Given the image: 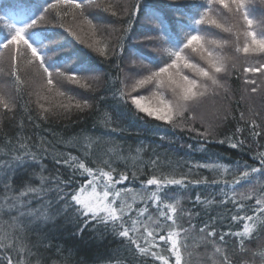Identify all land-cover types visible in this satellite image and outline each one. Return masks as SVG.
Listing matches in <instances>:
<instances>
[{"label":"snow or ice","instance_id":"obj_1","mask_svg":"<svg viewBox=\"0 0 264 264\" xmlns=\"http://www.w3.org/2000/svg\"><path fill=\"white\" fill-rule=\"evenodd\" d=\"M251 3L166 0L157 4L134 0L118 10L117 4L102 5L96 0H32L27 4L17 0L7 7L0 5V64L8 62L9 74L15 78L21 96L20 86L25 82L20 65L24 62L35 67L42 81L35 116L30 102L21 107L36 128L50 116L68 117L74 111L91 110V98L81 99L77 90L94 95L102 84L101 76L93 75L96 69L80 56L63 55L48 31L49 26L59 27L84 43L63 22L69 15L73 20L80 17L93 37L87 47L105 60L116 59L114 66L119 71L112 83L119 87L113 96L126 108L134 109L141 120L151 118L195 133L203 141L201 151H207L205 144L213 141L243 151L247 146L245 127L239 123L230 135L215 139L217 129L232 116L230 109L219 110L214 123L204 124L201 118V131L194 126L197 117L192 107L209 97L231 100L227 78L234 71L240 73L237 78L243 85L241 101L264 92V30H257L262 21L255 19ZM92 8L117 21L127 19L128 26L116 28L115 22L106 24L100 16L94 17V23L89 18ZM142 12L153 25L157 33L154 39L160 47L152 50L155 56L128 52L131 57L139 56V60L131 59L125 71L120 66L126 52L125 38L132 20ZM105 30L120 33L116 45L97 38L103 37ZM52 46L56 52H52ZM227 49L232 55L225 54ZM253 57L258 59L250 62ZM15 108L11 99L0 94V113H12ZM239 121L244 122L257 143L264 136V115L251 105L247 115L240 112ZM100 122L112 133L118 131L112 127L113 119L107 111L101 114ZM23 128L21 120L15 138H7L3 141L5 147H0V264H70L71 252L62 256L64 249L51 243V234L60 221L64 222L60 226H71L73 239L82 240L88 230L94 239L111 235L121 240L101 264H190L188 240L194 233L199 236V244L211 247V264H264V150L253 153L254 164L223 163V158L216 155L205 162L187 161V171L178 173L179 162L172 167L171 159L161 161L155 150L153 158L145 161L142 145L125 152L110 134L82 132L60 141L66 148L77 149V155L56 150L44 136L33 144ZM48 158L53 161L54 171L44 163ZM121 163L124 170H118ZM161 166H168L170 171H158ZM61 168L68 172L66 177ZM145 168L156 174L141 179ZM194 169L207 170L210 177L193 179ZM17 178L21 180L19 186ZM137 182L139 187L134 186ZM189 186L214 191L209 196L197 193L194 198L187 197L193 208L185 209V197L170 189L188 190ZM150 207L158 215L154 216ZM197 207L201 211H195ZM213 207L223 211L203 219ZM185 218L188 227L181 223ZM198 219L199 226L193 223ZM228 238L233 239L239 260L229 253ZM253 240L259 241L255 248L250 246ZM53 247L61 259L49 255Z\"/></svg>","mask_w":264,"mask_h":264},{"label":"trees","instance_id":"obj_2","mask_svg":"<svg viewBox=\"0 0 264 264\" xmlns=\"http://www.w3.org/2000/svg\"><path fill=\"white\" fill-rule=\"evenodd\" d=\"M16 2L17 0H0V5L7 7ZM23 2L27 4L31 3L32 0H23ZM40 2H42V0H40ZM96 2L102 5L117 4L119 10V8H122L125 3L134 2V0H96ZM149 2L164 4L166 3V0H149ZM251 7L255 19L257 21H262L258 25L257 30H264V3H262L261 0H252ZM96 16L103 17L106 24L115 22L114 26L116 28L128 26L127 19L117 21L116 18L111 17L107 13L101 12L99 9H90L89 18H93L94 23V17ZM81 20L82 18L80 17L73 20L72 16L69 15L63 22L66 26L71 27L73 31H76L84 43H81L75 37L59 27L52 28L49 26L48 31L53 40L58 41L63 55L80 56L85 62L89 63L96 69V72L92 73L93 75L101 76L102 84L94 95L85 93L83 89L77 90L81 94V99L91 98L93 108L85 113H77L74 111L68 117L63 115L50 116L48 121L39 122L40 127L36 128L34 124L28 122L27 114L24 113L21 106L30 102V107L33 109L32 114L35 116V102L37 99V93L40 92L39 86L42 81L36 74L34 66L22 62L20 65V75L25 83L20 86L22 88L21 96L18 92L15 78L9 74L10 66L8 62L5 61L3 64H0V94L11 99L16 104V108L12 113H0V147H5L3 141L7 138H15L16 133L20 130V121L23 120V134L31 137V143L34 144L40 136H44L48 141L52 142L56 150L62 152L72 151L73 154L77 155L79 154L77 149L66 148L60 141L68 140L70 137L76 136L82 132H87L93 136L110 134L115 141L123 145L125 152H127L129 148L134 151L137 145H142L145 149L143 153L145 161L153 158V150H155V155L159 156L161 161H168L171 159L172 167H175L179 162L181 166L176 169L178 173H184L187 171V161L193 163L205 162L209 159V156L215 157L216 155L223 158V163L234 164L237 161H240L241 163L247 161L249 164H254L252 155L257 150H264V136L258 138V143L253 140L249 136L247 126L243 121H239V114L243 111L247 115L248 108L251 105L254 110H258L261 112V115H264V92L246 97L245 100L241 101L240 97L243 94V85L242 81L237 78L240 73L234 71L232 75L227 78L232 90L231 100L225 99L222 96L209 97L201 103L194 105L192 107V113L197 117L194 126L200 128L201 131L203 130L201 118L203 119L204 124L214 123L217 122L216 117L219 110H222L223 108L231 110L232 116H230L229 119L217 129L216 140L230 135L238 123L245 127L243 138L246 139L247 146L243 151L239 149H230L227 144L219 145L215 141L206 143L205 147L207 151H201L199 150V145L203 141L197 137L195 133L180 131L179 128L174 129L170 125L155 121L151 118L149 120H141L135 115L134 109L126 108L116 97L113 96V92L119 87L118 83L115 86H113L112 83V78L115 77L119 71L114 66L117 61L115 58L105 60V58L100 57L92 49L87 47L88 43H92L93 37L89 35L88 26L82 24ZM152 28L153 25L148 22L143 12L138 18L132 20L130 31L125 38L126 52L120 64L121 68H124L125 71H127L131 59L139 60V56L131 57L128 55V52L139 51L144 55H156L152 50L160 47V44L154 39V37L157 36V33L153 31ZM119 35V32L110 33L108 30H105L103 37L97 38L109 39L110 45H116L118 43L117 38ZM147 37H153V39H147ZM45 43L47 44L48 41H45ZM56 51L57 48L52 46V52ZM109 51H111V47L109 48ZM49 54L51 55L52 53L50 52ZM225 54L232 55L231 49L225 50ZM27 58L28 57L25 59ZM257 59L258 58L253 57L250 62H255ZM256 78L259 81L260 78L258 76ZM68 87L70 89H76L75 85H69ZM148 91H142L141 94L147 95ZM105 111L111 114L113 119L112 127L117 128L118 131L112 133L110 129H106L100 122L101 114ZM189 123H191V121H189ZM189 145H191V148ZM44 163L50 171H54L53 161H51L50 158L45 159ZM117 167L118 170H124L125 166L121 163L118 164ZM158 171L168 172L170 171V168L168 166H161L158 168ZM61 173L65 177L68 175V172L63 168H61ZM153 174H156L153 169L145 168L141 179L146 180ZM199 176L210 177V174L207 170L194 169V175L192 178H199ZM24 178H26V176ZM20 182V178H17L18 186ZM134 186L139 187V183L137 182ZM170 191L173 193L179 192L181 196L185 197L183 201L184 208L189 209L193 208V203L192 200L187 199V197L194 198L197 193H200L202 196H209L214 189H205L203 186H189L188 190L172 188ZM228 207L231 208V205ZM149 210L154 216L158 215V213L155 212V209L150 207ZM194 210L201 211L199 207ZM221 211H223V209L213 207L207 212V215L202 218L206 220L208 217L215 216L217 212ZM181 223L184 227H188L186 218L182 219ZM193 223H196L199 226L200 220H194ZM63 224L64 222L60 221L59 225L53 230L51 234V243L64 249L62 256H69V252H71L69 258L70 264H101V261H106L112 254V250L116 249L121 244L119 238L111 235L103 240L94 239L93 234L88 230H85L82 240L73 239L70 235L73 229L71 226L67 225L60 226ZM232 230H237V226L234 225ZM45 243H47V241ZM258 243L259 241L253 240L250 246L255 248ZM188 245V252L191 253L190 264H211L209 256L212 249L210 246L205 248L203 245L199 244L198 234L194 233L190 235ZM227 247L229 253L234 259L239 260L240 257L235 251V243L232 238H228ZM55 251L56 248L53 247L50 250L49 255H51L53 259H61V257L55 255Z\"/></svg>","mask_w":264,"mask_h":264}]
</instances>
